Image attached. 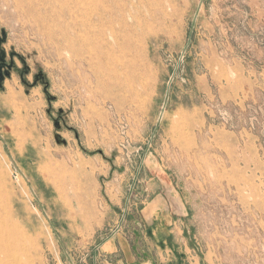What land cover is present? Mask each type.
I'll use <instances>...</instances> for the list:
<instances>
[{
  "label": "rangeland",
  "instance_id": "rangeland-1",
  "mask_svg": "<svg viewBox=\"0 0 264 264\" xmlns=\"http://www.w3.org/2000/svg\"><path fill=\"white\" fill-rule=\"evenodd\" d=\"M117 236L264 264V0H0V264L114 263Z\"/></svg>",
  "mask_w": 264,
  "mask_h": 264
},
{
  "label": "crops",
  "instance_id": "crops-1",
  "mask_svg": "<svg viewBox=\"0 0 264 264\" xmlns=\"http://www.w3.org/2000/svg\"><path fill=\"white\" fill-rule=\"evenodd\" d=\"M171 196L170 193L161 190V192H153L152 197L146 202L141 210L140 219L149 226L147 232L149 238L159 236V239L167 238L172 232L173 228L169 226L175 224L174 216L177 213L171 211ZM162 239V243L165 241ZM158 241V239H156ZM101 252L109 256H117L119 259L114 263L108 264H168V263H154V253L164 252L163 248H159L147 243L146 249L140 250L136 243L129 244L123 237H114L104 241L101 244Z\"/></svg>",
  "mask_w": 264,
  "mask_h": 264
}]
</instances>
